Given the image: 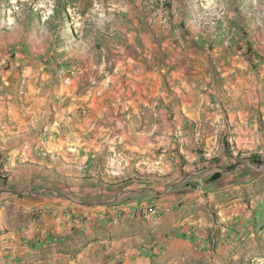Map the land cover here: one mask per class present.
I'll return each mask as SVG.
<instances>
[{
	"label": "crops",
	"instance_id": "obj_1",
	"mask_svg": "<svg viewBox=\"0 0 264 264\" xmlns=\"http://www.w3.org/2000/svg\"><path fill=\"white\" fill-rule=\"evenodd\" d=\"M97 43L93 53L71 44L51 65L29 37L0 28V264H111L92 262L113 238L101 217L91 221L92 229H80L75 215L91 208L79 199L127 188V181L111 180V172L127 178L144 169L156 157L159 138L168 142L174 125L201 126L198 133L190 130L191 146L181 149L195 158L186 164L198 172L207 175L227 163L250 164L240 157L246 154L243 149L233 150L221 130L222 111H227L234 131L230 140L247 143L255 136L232 97L237 84L227 81L215 49L202 45L204 51L196 55L190 49L171 52L176 48L171 44L170 53L159 60L154 49L126 54L124 48H114L111 53L110 41ZM73 64L83 72H77L66 90L58 72ZM191 64L203 71L198 93L185 81V68ZM115 154L127 164L125 169H111ZM231 176L236 178L233 173L227 178ZM201 188L161 196L184 203L149 222L154 235L166 239L163 249L142 246L144 221L123 222L113 236L117 264H145L148 251L169 264H206L207 253L215 261L214 250L202 249L209 235L206 223L185 210V200L199 196L198 205L218 208L227 222L241 221L244 213L235 212V202L215 198L217 192L205 196Z\"/></svg>",
	"mask_w": 264,
	"mask_h": 264
},
{
	"label": "rangeland",
	"instance_id": "obj_2",
	"mask_svg": "<svg viewBox=\"0 0 264 264\" xmlns=\"http://www.w3.org/2000/svg\"><path fill=\"white\" fill-rule=\"evenodd\" d=\"M0 28L29 37L31 42L39 45L45 55L44 61L51 65L57 61L56 56L65 55L71 44L91 49L93 53L99 45L98 39L111 42V53L114 48H124L126 54H150V49H154L160 54L159 60H162V54L169 52L167 48L171 44L176 47L171 52H178L176 49L180 48L201 55L202 45L216 50L221 71L228 72L225 75L227 81L231 79L232 84H237L232 97L238 100L239 110L246 113L248 128L255 136L247 143L230 140L229 134L234 131L227 111H222L221 130L233 150L243 149L246 154L240 157L249 159L250 164L234 167L235 164L227 163L207 175L189 167L186 161L195 158L186 150L184 156L181 149L191 146L190 130L198 133L201 126H187L182 122L171 128L168 142L165 137L159 138L156 157L150 165L145 163L144 169L137 168L133 176L127 178L124 173L111 172L115 177L111 180L127 181V188L80 198L79 201L88 204L91 210L88 214L75 215V219L81 224L82 231L92 229L91 221L97 217L106 220L113 239L101 246V256H96L92 262L102 260L101 263L117 264L118 242L113 236L117 235V228L123 222L144 221L142 246L163 249L166 239H158L149 222L183 208L184 203L173 204L161 196L176 189L186 193L203 187L205 196L217 192L215 198L235 202V212L244 213L241 221L227 222L218 213V208L208 206L204 209L198 205L199 196L192 201L185 200V210L193 213L198 222L204 219V229L209 231L202 249L216 252L215 261H210L211 255L207 253L206 264H264V0H0ZM176 61L182 62L177 58ZM76 66L67 65L58 72L66 90L77 72H83ZM195 68L193 64L185 68V81L198 93L203 85L200 79L203 71ZM231 118L235 123L232 114ZM193 122L199 124L196 120ZM126 165L115 154L111 169H125ZM217 172L220 176L213 179ZM232 173L236 178H227ZM234 185H241V188H233ZM246 212L250 213L247 217ZM188 239L194 241V238ZM148 252L143 254L148 258L145 264H169L156 259V253Z\"/></svg>",
	"mask_w": 264,
	"mask_h": 264
},
{
	"label": "trees",
	"instance_id": "obj_3",
	"mask_svg": "<svg viewBox=\"0 0 264 264\" xmlns=\"http://www.w3.org/2000/svg\"><path fill=\"white\" fill-rule=\"evenodd\" d=\"M220 174H221V173H218V172H217V173H215V174L212 176V178H213V179L218 178V177L220 176Z\"/></svg>",
	"mask_w": 264,
	"mask_h": 264
}]
</instances>
